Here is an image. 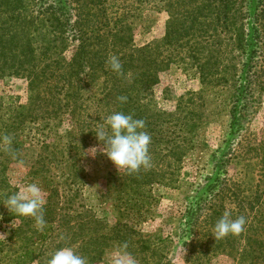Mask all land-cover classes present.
Listing matches in <instances>:
<instances>
[{
  "label": "trees",
  "instance_id": "obj_1",
  "mask_svg": "<svg viewBox=\"0 0 264 264\" xmlns=\"http://www.w3.org/2000/svg\"><path fill=\"white\" fill-rule=\"evenodd\" d=\"M39 1L42 5L28 23L21 15L24 0H0V14L6 17L0 29V77L26 75L30 80L29 102L11 108L16 115L18 109L31 112V121H39V127L43 128L52 123L59 129L65 123L72 125L64 150L60 149L61 140L44 147L47 151L50 147L61 150L54 155L61 157L56 160V167L67 170L60 175L64 179L61 187L66 188L64 194L51 175L45 181L51 186L53 199L57 198L50 210L52 220H61L69 226L72 243L82 239L79 248L87 264L103 261L113 245L125 251L136 264H172L164 255L166 242L138 235L136 224L137 220L144 219V212L155 200L152 186L174 188L178 183L177 174L186 152L193 147L190 136L196 129L193 99L189 101L191 111L185 112V106L180 103L177 107L180 112L173 113L158 109L153 100V88L160 81L158 75L171 64L170 56L162 59L164 51L186 52L191 62L197 64L203 83L208 80L213 85L225 84L232 88L230 139L222 151L221 162L214 165L215 172L207 177L183 217L185 234L181 245L188 254L186 261L204 264L211 256L226 252L235 254L240 264H264V189H261L264 180L246 193L238 185L237 189L232 185L226 170L244 142V133L241 134L247 130L248 118L264 97V10L254 16V24L247 32L244 24H240L241 14L237 13L243 12L245 0H190L194 9L187 21L173 19L164 39L154 47L137 49L131 46L130 34L126 38L130 25L123 16L115 19V29L104 30L106 25L103 29L104 0ZM259 3L264 8V0ZM8 11H12L10 18ZM99 14L103 17L99 18ZM22 23L26 28L33 23V36L28 30L29 34H20ZM223 35L230 43L222 44ZM71 47L72 57L68 60L65 52ZM108 50L119 58L120 73L111 70ZM229 51L231 55L234 51L238 55L227 61L221 58L229 56ZM42 85L48 87L43 97ZM94 87L100 93L92 106L98 107L93 114L91 96L84 93ZM35 91L41 92L33 95ZM121 96L127 98L126 102L120 101ZM115 112L145 122L143 130L151 136V164L134 173L123 169L120 173L108 174L105 195L122 216L131 214L128 221L112 227L110 233H114L110 235L101 227V220L89 210H78L80 207L75 206L73 196L68 195L80 191L87 183L89 176L79 165L80 157L93 143L102 144L96 132L106 127V118ZM22 117L18 126L15 122L7 126V134L16 133L25 124L27 116ZM18 136L11 139L13 145ZM65 151L70 160L62 155ZM225 213L232 219L245 217V229L239 234L215 239L214 226ZM79 228H82L81 234ZM39 237L44 240L45 231ZM33 255L34 250L24 249L17 258L27 264Z\"/></svg>",
  "mask_w": 264,
  "mask_h": 264
},
{
  "label": "rangeland",
  "instance_id": "obj_2",
  "mask_svg": "<svg viewBox=\"0 0 264 264\" xmlns=\"http://www.w3.org/2000/svg\"><path fill=\"white\" fill-rule=\"evenodd\" d=\"M199 1L201 2V0ZM104 2H106L104 4L106 15L102 20L104 22L103 29L105 25L104 30L115 29V19L123 16L126 18L125 23L130 25V32L126 38L129 39L130 34L131 46L137 49L147 46L154 47L157 42L164 39L168 24L170 25L173 19L187 21L194 9V4H191L190 0H104ZM257 4H260L259 0H245L243 12L237 11L241 14L239 19L242 18L240 24H244L242 26L247 32L254 24V16L264 10L262 4L259 6ZM41 5L39 0H24L21 5L23 10L21 15L26 22L32 21L35 12ZM11 13L12 11L7 12L8 18ZM102 17L103 15L99 14V18ZM5 18L0 14V29ZM34 28L33 23L28 25V28L25 23H22L19 32L22 34L28 30L33 36ZM221 40L222 44L230 43L225 35ZM39 44L38 41L36 45L39 46ZM185 49L187 50V48ZM72 50L73 47L65 52L68 60L72 57ZM155 53L156 51L153 52V55ZM108 54L110 57L114 56L112 52ZM163 54L162 59H167L170 56L171 64L168 68L160 71L158 75L160 81L153 88V100L158 109L173 113L180 112L177 110L180 103L182 107L185 106L183 108L185 112L191 111L193 107L189 101L193 99L197 112L194 122L196 129L191 136L189 135L193 140V147L185 154L182 168L177 174L178 183L174 188L161 185L152 186L151 193L155 200L144 212V219L137 220L136 224L138 225V235L166 242L168 247L165 249L164 255H166V259L169 258L172 261V264H188L186 261L188 254L181 245L182 237L185 234L183 217L188 205L202 189L207 177L215 172L214 165L221 162L226 141L230 139L232 88L231 85L225 86V84L216 83L213 85L208 80L203 83L198 73L197 64L191 62L186 52L164 51ZM235 54L238 55L236 51L232 55L229 51V56L224 55L221 58L227 61L233 59ZM45 88L48 89L47 86L42 85V97ZM39 92L41 91H35L33 95L40 94ZM98 93H100L98 87L89 91L86 89L84 95L93 96V100L90 97L91 107L99 98ZM30 95V80L26 75L3 74L0 77V264H23L17 256L24 249L34 250L33 260L27 264H48L52 253L62 247H72L82 256V250L79 248L82 246V239L77 240L78 243H72L73 234L70 233L69 226L61 220H52L53 216L50 210L53 207V201L55 202L57 198L53 199L51 186L47 185L45 181L51 175L56 180L55 184L60 185L61 194H64L66 188L61 187L64 185V179H60V175L67 170L66 167H56L55 162L61 157H55L54 152L61 151L60 149L64 150L68 141L67 132L69 128L72 129V125L69 127L65 123L59 129L52 123L43 128L39 127V121H31L29 117L31 112H22L18 109L16 115V112L11 108L26 105ZM92 108H94V114L98 107ZM103 110L105 108H101V111ZM25 115L27 116L25 124L15 130L16 133L7 134V126L14 122L18 126L22 116ZM248 120L247 130L241 134L244 133V137H242L244 142L237 149V157H233L229 165L226 166L232 185L236 186V189L238 185L246 193L247 190L255 189V186L259 185V181L264 180V97L261 104H258L255 113ZM57 129H59V134L56 133ZM16 134L19 136L15 145L5 142V137L12 139L16 137ZM60 140V149L55 150L54 147H50L47 151L44 148ZM44 142H46L45 145ZM93 147L97 148L95 157L89 152ZM102 148V144L93 143L83 152L79 165L87 172L89 178L80 191H74L68 196H73L75 206L80 207L78 210H89L101 220L103 224L101 227L104 226V231L111 235L114 233H110L111 228L118 223L128 221L131 214L122 216L112 206L109 201L111 199L105 195L108 174L111 172L120 173L123 169L118 171L106 155L101 153ZM92 154H95L94 150ZM62 155L65 156V159L70 160L66 151ZM28 183L38 184L46 200L44 209L46 225L42 231L37 230L33 218L24 217L22 220V216L8 211L4 206L11 194ZM261 189H264V182L261 183ZM59 228L61 230L58 231ZM44 231L46 238L40 240L39 236ZM81 232L82 228H79L78 233L81 234ZM135 237L137 238V236ZM124 252L113 245L104 255L103 261L91 264H115L116 259ZM228 252L233 251L228 250ZM204 264H240V261L235 257V254L219 252L204 261Z\"/></svg>",
  "mask_w": 264,
  "mask_h": 264
},
{
  "label": "clouds",
  "instance_id": "obj_3",
  "mask_svg": "<svg viewBox=\"0 0 264 264\" xmlns=\"http://www.w3.org/2000/svg\"><path fill=\"white\" fill-rule=\"evenodd\" d=\"M108 63L113 72H121L122 64L117 56L110 57ZM119 99L121 102L127 100L124 96L119 97ZM105 124L106 127L99 128L95 136L103 144L101 153L106 155L118 171L126 169L129 173H134L141 168L150 166L151 136L143 130L145 122L142 119H134L132 115L115 112L106 118ZM4 139L6 143L11 144L10 137ZM93 150L94 155L92 154ZM89 152L95 157L97 148L93 147ZM45 204L46 200L40 186L36 183H28L25 187L11 194L4 206L8 211L18 216L33 218L37 230L42 231L46 225ZM245 226V217L240 216L232 219L228 213H225L214 226V238L239 234L245 229ZM126 247L127 245L123 246L125 249ZM48 264H87V260L72 247H62L52 253ZM115 264H134V261L124 252L116 259Z\"/></svg>",
  "mask_w": 264,
  "mask_h": 264
}]
</instances>
